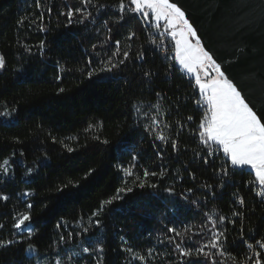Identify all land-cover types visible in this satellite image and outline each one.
Wrapping results in <instances>:
<instances>
[{
    "label": "trees",
    "instance_id": "obj_1",
    "mask_svg": "<svg viewBox=\"0 0 264 264\" xmlns=\"http://www.w3.org/2000/svg\"><path fill=\"white\" fill-rule=\"evenodd\" d=\"M99 2L111 5L117 0ZM42 3L43 22L34 0H0V55L6 61V68L0 70V111L5 104L9 109H18L15 117H0V122L9 121L0 123V162L10 158L11 166L9 175L0 174V193L10 197L7 202L0 201V224L4 225L0 236L15 238L12 217L25 211L31 212L30 223L35 233L31 241L0 250V264H50L56 251H61L65 260L72 256L70 264H94L92 256L84 254L82 248L94 246L97 240L104 244V264H140L131 260L130 253L120 250L129 246L137 254L146 255L149 248L159 253L151 258L150 264H179L175 253L169 256L171 245L160 243L166 238V228L182 229L190 225L193 232H199L205 223V213L232 220L231 211L240 208L239 204H233L237 196L246 202V207L240 209L244 217L234 225L226 223L221 227L227 228L229 251L237 261L251 255L239 238L241 227L247 243H254L248 239L250 235L264 238V203L255 196L252 172L232 169L226 178L228 186L223 190L217 188L216 199L209 196L207 206L201 204L199 210L179 196L188 188H196L189 199L204 201L200 186L222 181L196 155L202 149L196 133L202 113L195 111L193 103L194 80L177 63L169 70L167 66L174 60L158 48L162 41L167 39L172 44V40L155 34V26L149 28L135 20L126 27L112 24L111 36L121 41L122 49L130 50L133 56L143 50L145 60L130 59L117 75H102L88 81L84 75L87 60L92 58L93 66L98 67L101 57L114 51L111 42H106L109 33L103 26V21L113 18V9H102L98 18L97 12L89 9L94 23L66 26V18L59 13L67 10L65 6H80L79 0H42ZM48 8L52 9L50 15ZM105 11L108 15L103 14ZM21 20L24 22L19 23ZM129 30L136 32L132 41L126 40ZM41 41L46 42L43 51L39 47ZM93 44L98 46L95 50ZM169 50L173 51L174 46ZM144 71L157 73L151 83L141 75ZM59 88L65 92L57 95ZM154 92H161L162 98L157 101ZM150 105H156L159 112ZM166 112L171 115L164 117ZM154 115L173 125L170 129L162 123L160 131L166 137L178 139L179 151L173 152L170 144L154 140L153 135L144 132V126L151 124ZM188 115L194 116L195 122L186 124L180 132L175 123ZM105 139L109 144L101 143ZM161 150L163 159L157 156ZM132 155L137 160L133 161ZM222 162V157L216 160L217 165ZM118 165L133 175L128 176ZM28 169H32L30 175ZM89 170L93 171L85 179ZM144 170L164 171L163 179L148 178L159 185L158 189L143 190V195L129 194L114 201L97 217L102 221L100 228L74 235L71 241L56 248L61 235L67 238L69 232L87 227L91 213L103 201L116 196L121 187L138 183L137 178H143ZM189 173H194L196 179L192 180ZM69 182L79 186L72 187ZM65 184L69 187L57 192ZM168 187H174L177 195L164 192ZM25 191L32 195L23 196ZM140 191L137 189L136 193ZM29 203L30 210L26 207ZM61 222L63 226L57 227ZM233 242L238 246H231ZM27 243H33L37 251H25ZM221 259L233 264L228 257Z\"/></svg>",
    "mask_w": 264,
    "mask_h": 264
},
{
    "label": "snow or ice",
    "instance_id": "obj_2",
    "mask_svg": "<svg viewBox=\"0 0 264 264\" xmlns=\"http://www.w3.org/2000/svg\"><path fill=\"white\" fill-rule=\"evenodd\" d=\"M36 9L39 12V19L41 22L44 20L45 12L40 11L43 8L42 0H34ZM80 6L67 7L66 11L60 12L66 18L68 24L87 25L88 22H95L93 18V12L89 9H94L97 12V18L101 14L102 9H113L111 20L103 21V26L109 33L106 37V42H111L114 51H111L107 57H101L99 66H93L92 58H89L86 62L85 78L88 81H93L94 77L100 76H114L123 71L127 67V62L130 59L143 62L145 60L146 52L138 50L135 55L130 50H123L120 40H114L111 36L113 31L110 25H118L120 27H126L131 24L132 21L144 23L151 28L154 22L157 30L160 28V22L164 21L165 33L170 31L171 37L175 39V56L172 64L167 67L172 70L175 67V63L178 62L187 73L194 75L196 91L194 92L193 103L196 105L195 111L202 113L199 117V123L196 127V133H198V140L202 149L196 153L200 157L201 163L206 167H212L214 177H219L220 181L217 184L204 183L200 187L203 189L201 195L204 197V201L197 199H189L191 194L197 191L196 188H188L183 193L179 194L180 198L187 201L188 204L195 206L198 210L203 204L207 206L208 197L211 196L213 200L216 199V189L223 190L227 187V177H229L232 169H243L247 167L250 172H254L255 178L251 182L256 184L258 191L255 192V196L264 203V106L257 109L252 99L242 94L243 89H240L232 79L226 75V69L222 70V66L214 58V53L210 49H206L202 43V38L198 36L197 29H195L189 19L186 18L185 11L181 6H178L176 2H170V0H117L116 3L111 5L100 3L96 0H79ZM48 15L51 14L52 9L48 8ZM104 15H108L105 11ZM21 20L19 23H23ZM47 31V29H41ZM119 32L117 31V35ZM136 36V32L129 30L126 37L127 41H132ZM179 37V39H176ZM192 40L195 42L193 43ZM40 50L43 51L46 48V42H40ZM95 50L98 46L93 44ZM103 47V45H100ZM29 52L31 49H27ZM241 55H244V48L239 49ZM118 58V59H116ZM6 68V61L2 55H0V70ZM201 73H203V78ZM141 75L151 83V78L157 73L151 71H144ZM57 79H60L58 76ZM65 92L64 88H59L57 95ZM153 93H150L152 95ZM157 101L162 98L161 92H154ZM155 112H159V108L156 105H150ZM133 108L138 112L139 107L133 105ZM18 112L16 107L9 109L7 104L4 105V110L0 111V117H15ZM177 114H179L177 110ZM171 115V112L163 113L164 117ZM5 120L0 123H8ZM195 118L192 115H188L185 120L177 121L175 127L182 132L186 124L194 123ZM163 123V127L172 128L173 125L164 123L159 116H153L151 118V124L145 125L144 132L153 135L154 140L161 141L165 145L171 146L173 152L179 151L178 139L171 136L166 137L162 131H160ZM179 135V133H177ZM99 140V137L96 138ZM16 142L19 143L18 138ZM101 143L109 144L107 139L101 141ZM72 151V149H69ZM15 154V153H13ZM23 155V153H21ZM157 156L163 159V152L158 151ZM223 158V162L219 165L216 164V160ZM132 160H137L136 155H132ZM122 171H125L128 176H132L133 172L128 169H124L123 165H118ZM187 170V169H185ZM11 171L10 158L3 159L0 162V174L7 176ZM93 170H89L88 175H91ZM32 169H28L27 174H31ZM164 171L159 173L148 170L143 171V178H137L138 183H135L132 187H121L117 191V195L102 202L100 207L91 213L89 218V225L81 229V231L67 234V238L61 235L59 241L56 242V248L71 241L75 236H81L89 233L90 229H98L101 227L102 221L97 218L105 212L106 206H111L114 201L123 200L129 194L143 195V190L158 189L159 185L155 182H151L149 177L164 178ZM192 180H195V174L189 173ZM72 187H78V184L69 182ZM69 184H65L57 188V192H63L65 188L69 187ZM141 190L136 193V190ZM251 191V187H249ZM164 192L169 196L177 195L174 187H168L164 189ZM123 194V195H121ZM23 196L28 197L32 195L31 192L25 191ZM10 197L6 194L0 193V201L7 202ZM233 204H239L240 208H236L231 211L232 220H229L227 216L218 215L213 217L209 213L204 214V221L201 225V231L193 232L192 226L188 225L182 229L176 227L166 228V238L161 240L162 245H171L172 253H175L179 258V264H227V261L221 259L228 257L233 260V264H264V238L256 239L255 236H249L248 239L254 240V243H247L244 236V228L241 227L240 240L244 242L247 248L251 251V255H246L243 260L237 261L236 256L229 251V236L226 227H221L226 223L235 224L236 221L244 217V212L241 208L246 207V202L242 196H237L233 200ZM27 209H31L32 205L29 203L26 205ZM14 223L12 225L14 232L12 236L15 238H4L0 236V250H8L16 245L24 244L26 241H31L32 236L35 234L31 227V212L25 211L24 213H16L13 217ZM28 222V223H26ZM171 223V222H170ZM63 222L59 223L57 227H62ZM4 227L0 224V229ZM195 237V239H194ZM231 246H238L233 245ZM29 252H36V246L33 243H27V248L24 249ZM122 252L131 254L132 261H139L140 264H150L153 256L159 255L153 249L149 248L147 254H137L132 247H121ZM84 254L92 256L94 264H104V244L101 240H97L94 246H86L82 248ZM55 258L50 261V264H70L73 257L67 256L66 260L62 258L61 251L55 252Z\"/></svg>",
    "mask_w": 264,
    "mask_h": 264
},
{
    "label": "water",
    "instance_id": "obj_3",
    "mask_svg": "<svg viewBox=\"0 0 264 264\" xmlns=\"http://www.w3.org/2000/svg\"><path fill=\"white\" fill-rule=\"evenodd\" d=\"M256 108L264 106V0H170ZM244 48V55L239 49Z\"/></svg>",
    "mask_w": 264,
    "mask_h": 264
},
{
    "label": "rangeland",
    "instance_id": "obj_4",
    "mask_svg": "<svg viewBox=\"0 0 264 264\" xmlns=\"http://www.w3.org/2000/svg\"><path fill=\"white\" fill-rule=\"evenodd\" d=\"M153 19V26H155V33H157V34H159V35H164V36H168L171 40H172V45L174 46V52H175V39H173L172 37H171V34H170V31L166 34L165 33V27H164V21L162 20L161 22H160V28L157 30V28H156V25H155V22H154V17L152 18ZM166 34V35H165ZM176 39H179V37H176ZM192 42L194 43L195 41L194 40H192ZM177 63V67L183 72V73H185L188 77H190V78H192V79H195V77H194V75H192V74H189V73H187V71L185 70V69H183L182 68V66H180L179 64H178V62H176ZM201 75H202V78H203V73H201ZM2 118V117H1ZM240 170H247V171H249V169L247 168V167H245V168H243V169H240ZM253 174H254V172H252ZM255 175V174H254Z\"/></svg>",
    "mask_w": 264,
    "mask_h": 264
},
{
    "label": "built area",
    "instance_id": "obj_5",
    "mask_svg": "<svg viewBox=\"0 0 264 264\" xmlns=\"http://www.w3.org/2000/svg\"><path fill=\"white\" fill-rule=\"evenodd\" d=\"M155 33V32H154ZM155 34H157V33H155ZM166 35V34H165ZM164 36V35H163ZM166 37H168L167 35H166ZM169 38V37H168ZM170 39V38H169ZM173 45L172 44H170L169 43V40H164V41H162L161 43H159L158 44V48L162 51V53H163V55L164 56H166L168 59H170V60H174V56H175V52H174V50L173 51H170L169 49H170V47H172ZM194 87H195V89H196V86H195V81H194ZM222 157V156H221ZM254 188H255V190L256 191H258L259 189H258V187H257V185L256 184H254ZM255 191V192H256Z\"/></svg>",
    "mask_w": 264,
    "mask_h": 264
}]
</instances>
